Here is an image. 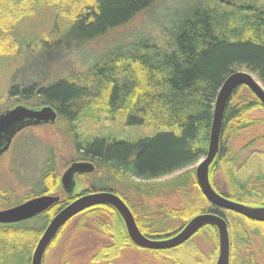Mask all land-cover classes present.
<instances>
[{
  "label": "trees",
  "instance_id": "trees-1",
  "mask_svg": "<svg viewBox=\"0 0 264 264\" xmlns=\"http://www.w3.org/2000/svg\"><path fill=\"white\" fill-rule=\"evenodd\" d=\"M69 1L72 15L61 22L60 26L66 28L58 38H52V30L42 38L40 32L33 33V39L40 40L37 48L40 51L50 53L51 49L70 42H91L126 25L163 0ZM54 2L0 0V9L10 5V10L25 18L35 13L36 8L56 9ZM239 3L215 0L191 6L179 21L173 22L170 35L167 30L163 33V28L159 29V38L143 33L131 44L114 45L88 67V73L80 81L73 77L49 83L32 80L24 86L13 85L8 93L12 98H38L33 107L52 106L62 133L72 140L77 160L94 164L93 172L81 175L89 192L116 193L139 222L126 191L152 197L166 188L186 189L195 173L193 165L207 153L216 97L226 78L235 72L247 71L264 86V8ZM32 42L29 46L36 45ZM242 87L249 97L238 99ZM257 105L262 103L243 85L231 93L223 113L220 147L212 163L215 170L223 169L229 185L223 195L248 206H264V162L259 154H254L238 166L231 143L233 133L246 127L240 122L244 113ZM54 171L53 161L48 157L40 181L51 176L55 182L58 176ZM174 173L177 174L166 178ZM47 191L46 188L35 190L32 196ZM66 201L27 220L0 222V264H31L34 246L53 211L71 202ZM198 202L207 204L200 189L185 201L175 216L188 219L202 212L224 216L230 236L229 264H258L252 255H242L240 249L249 245L251 236L261 235V230L252 224L264 221L212 204L196 207ZM81 213H86L83 220L89 215L90 222L109 236V241L100 244L92 255L94 262L115 259L131 243L122 218L111 205L97 204ZM31 220L35 223L30 224ZM82 223L81 228L85 227ZM139 227L154 239L165 238L170 231L150 232L142 224ZM214 229L217 231L215 225L206 224L193 236L214 234ZM61 232L60 229L51 240L52 244L60 239ZM193 236L171 249L149 250L158 255L173 252L176 257L170 264H211L209 258L199 257L195 247L192 248Z\"/></svg>",
  "mask_w": 264,
  "mask_h": 264
},
{
  "label": "rangeland",
  "instance_id": "rangeland-1",
  "mask_svg": "<svg viewBox=\"0 0 264 264\" xmlns=\"http://www.w3.org/2000/svg\"><path fill=\"white\" fill-rule=\"evenodd\" d=\"M54 1L53 4L56 9L47 7L36 8L34 10L35 13L25 18L20 17V13L16 10H14L15 12L10 10V5L2 7V10L0 9L1 112L18 103L33 107L34 102L38 100V98L24 100L21 97H10L8 92L13 85L24 86L30 84L32 80H38V83H49L55 79L70 77H73L75 81H80L82 80V75L88 73V67L92 66L98 59H101L105 55V51L114 45L131 44L137 41V35L143 33L159 38L161 36L159 29L163 28V33L167 30L170 35L173 22L179 21L184 11L189 7L199 3L208 4L215 2V0H163L161 3L154 4L148 10L138 14L126 25L113 29L100 38L79 44L70 42L65 46L61 45L58 49H51L50 53H44L42 50L37 49L39 48L40 40L33 39V33L40 32L38 34L42 38L47 36L52 30L54 34L51 37L56 39L66 28V26L63 27L64 25L60 26L61 22L67 21L66 19L72 15L70 8L72 3L69 0ZM232 1L251 3L255 7L264 8V0ZM51 6L53 5L51 4ZM24 7L28 10L30 8L28 5H24ZM26 40L30 42H25ZM31 42L36 45L29 46ZM20 43L26 48H22ZM24 53L25 57L23 58L22 54ZM248 97V92L242 87L238 99ZM242 101L237 100L239 103H242ZM241 121L246 124V127L233 133L231 143L232 154L237 157L238 166L254 154H259V157L264 162L263 104L257 105L244 113ZM48 157H51L54 173L58 176L55 182L51 176L41 181L39 178L41 173H43V167ZM77 159L78 153L73 147L72 140L62 133L58 121L53 124L46 123L29 126L19 131L13 137L8 149L0 155V211L33 198L32 195L35 190L44 188L48 190L46 195L59 196V203H62L64 199H67V203L77 197L90 194L91 192H89L85 178L81 177V175L87 173L75 175V187L72 196L66 194L61 187L60 177L62 173L70 163L81 161ZM200 160L193 165V168H196ZM212 163L209 166V180L215 191L223 194V192L229 190V185L223 169L220 167L215 170ZM176 174L174 173L166 178H171ZM38 183L39 187L37 186ZM115 186L120 188L118 185ZM199 189L194 173L186 189L178 188L172 191L166 188L160 190V194L152 197L136 196L130 190L126 192L130 199V206L134 207L137 212L140 223L136 222V220L135 222L139 230L141 231L139 224H142L150 232H161L163 229L170 230L166 234V236H169L182 228L195 216L193 214L191 218L185 219L175 216V212L182 210L185 201L191 198ZM56 203L52 204V206L56 205ZM198 204L196 207L211 206L208 200L207 204L204 202H198ZM253 207L264 206L254 205ZM58 211H53L52 218ZM81 212L72 216L66 226H64L65 224L62 225L60 228L62 230L60 239L53 244L50 242L44 252L43 264H170L172 258L176 257L173 252L167 251L158 255L150 251L149 248L136 245L130 240L131 243L125 245L115 259L94 262L92 255L100 244L109 241V236L104 235L90 222L89 215L83 220V214L86 213ZM81 221L85 227H80ZM29 223L33 224L35 221L31 220ZM123 224L125 225L124 221ZM252 226L258 227L261 230V235L251 236L249 245L242 247L240 253L246 257L252 255L258 264H264V223H254ZM213 232L214 234L193 236V244L191 246L192 248L195 247V252L198 253L199 257L203 258L205 256L209 258L211 264H216L219 254L218 233L215 229ZM141 233L145 235L142 231ZM230 256L231 250L229 263Z\"/></svg>",
  "mask_w": 264,
  "mask_h": 264
},
{
  "label": "water",
  "instance_id": "water-1",
  "mask_svg": "<svg viewBox=\"0 0 264 264\" xmlns=\"http://www.w3.org/2000/svg\"><path fill=\"white\" fill-rule=\"evenodd\" d=\"M241 85L247 86L264 106V86L254 78L252 73L238 71L226 78L216 97L207 153L195 168V178L202 194L212 205L240 213L256 221H264V207L248 206L218 193L211 185L208 175L209 166L219 150L222 118L226 103L231 93ZM56 119L57 112L50 105L29 107L24 104H16L0 112V155L8 149L13 137L22 129L39 124H53ZM94 168V164L90 161L70 163L60 177L63 191L72 196L75 175L91 173ZM59 200V196L46 194L33 197L23 203L1 210L0 222L13 223L30 219L46 211ZM97 204H109L114 207L125 223L130 240L136 245L149 249L177 247L190 239L204 225L213 224L218 233L219 254L216 264H229L230 237L227 221L222 215L216 213L197 214L174 234L161 239H153L141 233L129 207L119 195L110 191H97L77 197L59 209L39 238L32 253L31 264H42L47 246L66 221Z\"/></svg>",
  "mask_w": 264,
  "mask_h": 264
},
{
  "label": "bare ground",
  "instance_id": "bare-ground-1",
  "mask_svg": "<svg viewBox=\"0 0 264 264\" xmlns=\"http://www.w3.org/2000/svg\"><path fill=\"white\" fill-rule=\"evenodd\" d=\"M253 76H254V78L257 80V81H259L258 80V78L253 74ZM259 83L262 85V83L259 81ZM263 86V85H262Z\"/></svg>",
  "mask_w": 264,
  "mask_h": 264
}]
</instances>
